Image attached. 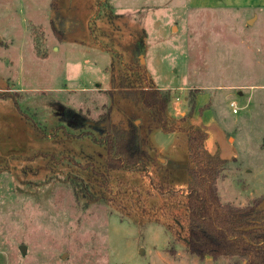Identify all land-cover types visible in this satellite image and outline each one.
<instances>
[{"label":"rangeland","instance_id":"374dc122","mask_svg":"<svg viewBox=\"0 0 264 264\" xmlns=\"http://www.w3.org/2000/svg\"><path fill=\"white\" fill-rule=\"evenodd\" d=\"M213 1L0 0V93L15 95L46 134L0 99V264H243L188 253L182 205L154 190L186 184L184 131L152 129L153 185L112 171V199L96 174L105 149L91 139L105 118L153 125L118 90L120 78L134 86L144 72L169 91L170 122L191 125L198 96L196 112L210 110L235 144L237 160L217 182L221 200L262 197L264 208V5Z\"/></svg>","mask_w":264,"mask_h":264},{"label":"trees","instance_id":"16d2710c","mask_svg":"<svg viewBox=\"0 0 264 264\" xmlns=\"http://www.w3.org/2000/svg\"><path fill=\"white\" fill-rule=\"evenodd\" d=\"M43 56L45 57L44 54ZM135 78L138 81H131L134 82V86L120 78L118 90L120 93L130 94L131 98L148 113L153 125L149 122L143 128L141 124L134 122H127L128 125H124L105 118L102 119L105 126L103 135L100 137L91 135L92 141L105 149L104 170L96 171V174L103 180V187L110 198L112 199L113 192L109 173L112 171L138 173L153 185L150 176L152 156L146 147L147 137L154 128L166 133L180 129L186 134L188 180L183 186L159 183L154 185L156 186L154 190L165 200L170 201L173 208L175 205H182L180 208L184 214L179 221H183L185 225L183 242L187 252L199 257L211 256L214 259L222 256L237 257L243 264H264L262 197H257L251 204L246 205L223 202L218 193L217 182L228 160L208 152L205 145L207 133L203 129L192 125L180 128L169 121L167 108L171 96L168 90L162 91L148 84L144 72H136ZM145 83L147 84L143 85ZM0 98H10L20 115L30 121L39 134L46 135L37 123L21 110L15 95L4 91L0 93ZM203 108L205 106L201 107L200 111ZM117 194H114V198ZM140 198L142 197L139 193L138 201ZM140 211L144 215L142 209Z\"/></svg>","mask_w":264,"mask_h":264},{"label":"crops","instance_id":"0c3cea01","mask_svg":"<svg viewBox=\"0 0 264 264\" xmlns=\"http://www.w3.org/2000/svg\"><path fill=\"white\" fill-rule=\"evenodd\" d=\"M209 6L214 7H262L264 5V0H214ZM191 6H206L205 0L202 3H196V1L192 0V3H190ZM208 6V5H207ZM46 58V57H45ZM1 99V98H0ZM10 99V98H8ZM196 104L194 103V114H192V118H190V123L193 126H197L201 129H203L207 133V139H206V149L210 154H218L221 158L226 160H237V154L235 152L234 143L228 142V139H226V135L223 131V129L220 127V125L215 121L214 115L210 113V110H204L203 113L196 112L195 109L199 108L200 104V98L196 96ZM12 101V100H11ZM21 116V115H20ZM195 117V119H193ZM23 119V117L21 116ZM24 120V119H23ZM27 123L29 121L25 120ZM31 125V123L29 122ZM32 126V125H31ZM227 141V142H226ZM161 152V150H158ZM165 157L163 156L158 159H161L165 161Z\"/></svg>","mask_w":264,"mask_h":264},{"label":"water","instance_id":"95a60500","mask_svg":"<svg viewBox=\"0 0 264 264\" xmlns=\"http://www.w3.org/2000/svg\"><path fill=\"white\" fill-rule=\"evenodd\" d=\"M19 249H20V251H21L22 253H24V252H25V245H20V246H19ZM64 256H65V254L62 255V257H64Z\"/></svg>","mask_w":264,"mask_h":264},{"label":"built area","instance_id":"2783aa9c","mask_svg":"<svg viewBox=\"0 0 264 264\" xmlns=\"http://www.w3.org/2000/svg\"><path fill=\"white\" fill-rule=\"evenodd\" d=\"M233 104V103H232Z\"/></svg>","mask_w":264,"mask_h":264}]
</instances>
